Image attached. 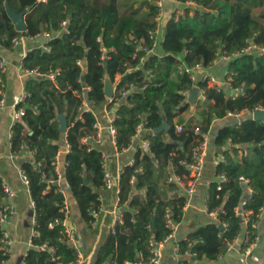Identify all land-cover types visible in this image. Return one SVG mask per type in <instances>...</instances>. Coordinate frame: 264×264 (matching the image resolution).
Masks as SVG:
<instances>
[{
    "label": "trees",
    "instance_id": "16d2710c",
    "mask_svg": "<svg viewBox=\"0 0 264 264\" xmlns=\"http://www.w3.org/2000/svg\"><path fill=\"white\" fill-rule=\"evenodd\" d=\"M152 1L155 3L149 12L139 18V11L125 0H0V47L12 49L16 36H52L39 41L23 60L24 69L32 73L26 80L30 96L17 107L24 108L26 113L14 125L11 141L14 153L22 152L24 144L36 152L22 161L35 204L37 233L26 264H72L79 258L66 235L65 194L58 191V186L48 184V178L55 176L54 159L66 140L71 151L66 155L64 178L81 216L92 225L96 216L91 211L100 209L97 190L105 188L102 154L93 144L83 141L94 135L97 115L90 110L79 111L85 98L94 106H107L108 110L117 105L114 126L119 153L133 144L137 127L144 121L142 135L149 143L148 148L137 145L133 164L127 165L121 174L119 205L124 208V221L116 225L115 233L111 230L97 263L148 262L150 241H161L172 233L165 224L166 212L170 211L177 223L183 217L186 200L169 195L177 185L169 183L168 178L172 174H188L181 162L189 160L191 148L202 135L193 133V125L183 133L176 130L175 119L190 109L186 93L194 88L190 76L180 74L178 67L202 64L209 68L219 56L241 52L251 41L264 47V12L254 13L264 7V0H178L185 7L182 13L173 12L164 23L162 54L149 56L139 70L126 73L125 64L136 67L139 63L133 58L136 46L127 42L129 38L144 39L151 49L154 47L148 33L158 29V0ZM190 3L195 7H189ZM7 5L17 13L27 11L26 32L16 30ZM63 22L67 25L63 26ZM103 53L108 54L106 62L101 60ZM79 60L85 65L80 66ZM229 72L232 85L246 89L245 95L236 100L227 99L225 89L208 87L204 82L197 84L205 90L206 97L201 102L202 122L197 126L208 133L216 120L223 121L213 140L222 156L216 175H224L228 181L213 183L208 197V210L217 211L219 223L199 228L178 244L181 254L190 252L197 259L209 261L225 254L228 243L242 232L243 221L235 210L244 199L243 208L249 213L247 245L256 239L255 224L264 208V120L245 117L239 124L227 118L228 113L264 108V54L236 57L229 63ZM106 73L113 82L118 74L126 73L121 86L133 82L145 89L130 94L119 104L109 102L104 92ZM63 114L68 122L66 134L61 133L58 120ZM164 120L170 130L155 135L154 130ZM241 177L250 181L252 194ZM164 180L165 185L161 186L160 181ZM2 197L0 179V210ZM44 245L45 250H40ZM9 257L10 254L4 256L0 251V264Z\"/></svg>",
    "mask_w": 264,
    "mask_h": 264
},
{
    "label": "crops",
    "instance_id": "0c3cea01",
    "mask_svg": "<svg viewBox=\"0 0 264 264\" xmlns=\"http://www.w3.org/2000/svg\"><path fill=\"white\" fill-rule=\"evenodd\" d=\"M168 14L158 27V36L152 55L162 54V41L165 35V21L170 15L178 9L185 6L178 0H166ZM195 7V6H194ZM43 39L26 38L17 48L5 49L0 47V55L5 56L8 60V69L5 75V92L6 106L0 107V179L3 184L9 185L15 191V196L1 200V207L10 205L15 214L11 217L7 224V230L11 237L10 257L5 264H25L28 252L34 248L32 244L33 237L37 236L35 230V207L31 198L30 189L23 182L21 168L22 161L29 157L28 153L20 152L19 159L11 160L10 154L11 144L8 139L11 127L13 126V111L17 109L21 103V99L26 92V80L30 75L26 74L22 69L23 60L35 47L38 42ZM227 64L218 61L213 66L206 69L207 74L215 77L217 80H223L226 74ZM119 80V79H117ZM116 80V81H117ZM116 81L114 85L116 86ZM199 103V102H198ZM198 105V104H197ZM91 108V107H90ZM97 115V124L102 130L103 142L101 145L93 144L102 156L107 157V168L113 178L112 189H99L101 211L97 215L95 222L88 225L81 216V212L76 208V200L74 199L71 189L67 181L63 177L60 185L61 190L66 197V220L64 224L67 229L75 231L76 245L79 248V264H98V257L102 247L105 245L112 227L118 217L120 211L124 208L119 205L120 177L123 169L127 165L134 162V154L137 145L145 144L143 135H138L133 140L130 149L118 152L116 142L113 140L108 131L110 112L106 106L103 115H100L95 109H92ZM180 119H185L184 126L196 125L191 122L193 114L183 113L175 119L178 125ZM222 120H216L211 127L212 140L208 148L206 157V168L204 171L202 183L196 193L188 196L183 188L175 187L169 195L174 197H183L186 200L183 208V217L180 222H175L174 239L162 249L161 264H264V211L258 217L255 224L256 239L252 244L247 245V226L248 223L243 222L242 232L239 234L237 241L231 249L218 257L215 261L206 259H197L191 253L181 254L176 248V244L189 239L190 235L201 227L208 224L219 223L218 213L209 212L208 197L209 190L213 183L219 181L216 175V167L221 160L219 149L214 144L215 131L222 125ZM32 134V133H30ZM105 142V143H104ZM92 144V143H90ZM102 146V149L98 147ZM65 145H63L60 154L59 169L65 172L66 166ZM125 156V158H122ZM164 181H160V185L164 186ZM71 203V204H70ZM74 207L73 211L71 207Z\"/></svg>",
    "mask_w": 264,
    "mask_h": 264
},
{
    "label": "built area",
    "instance_id": "2783aa9c",
    "mask_svg": "<svg viewBox=\"0 0 264 264\" xmlns=\"http://www.w3.org/2000/svg\"><path fill=\"white\" fill-rule=\"evenodd\" d=\"M165 4H166V0H158L156 2L157 14L155 17V21L157 23V27H159V25L161 24V22L163 21V19L165 17V13H166ZM194 6H195L194 3L189 4V7H194ZM62 25L66 26L67 23L63 22ZM157 36H158V29H157V31H150L148 33V39H149V41H151L153 43V46H154L153 49H151L148 46V44H146V41L144 39L137 40L135 38H129V40L127 42L135 44V46H136L133 58L135 60H138L139 63L136 67L132 66L128 63L125 64L126 73H132V72L139 70L140 67L143 66L144 63L147 61L148 57L152 56V52L155 48V44L157 41ZM44 38L52 39V36L50 34H45L44 37L37 35V36L33 37L32 39H36V40L43 39L44 40ZM25 39L26 38L24 36H16L15 38H13L12 39V48L13 49L17 48L19 45L22 44V42ZM112 50H114V49H112ZM247 53L264 54V47H258L253 41H251L249 43L248 47L246 49H244L243 51L236 52L232 55L219 56L216 59L214 64L217 63L219 60L222 62H225L227 64V70H226V74H225V77L223 80H217L215 77H211L209 74H207V72H206L207 68L204 67L202 64H197L195 66H188L186 64H181L178 67V72L180 74H183V75L186 74V75L190 76V78L194 84V87H198L197 84L199 82H204L208 85V87H215L218 90L225 89L227 91V99L229 98L232 100H236L237 98L245 95L246 89L244 86L235 87L232 85L231 74L229 72V63L232 60H234L236 57H239V56H241L243 54H247ZM141 54H143V55H141ZM107 59H108V54L103 53V55L101 56L102 62H106ZM8 63L9 62H8L7 58L5 56L0 55V107H2V108L6 106V92H5L4 76L6 75V72L8 69ZM78 64L80 66H84L85 62L79 60ZM22 69L27 75L32 74L31 72L24 69L23 64H22ZM126 73L125 74H118L116 76L115 81L117 79H119V80L116 81L115 95H114V98L112 100H109V102L116 101L117 104H119L120 102L125 100L130 94L137 92V91H143L145 89V86L142 88H139L137 86V84H135L133 82H127L123 86H121L120 83L124 79ZM87 90H89V88ZM200 90H201V95L199 97V101L201 100L203 102L206 100L205 90H202V89H200ZM188 93L189 92H187L186 95H188ZM29 96L30 95L28 93H25V95L21 99V103L24 102ZM90 105H91V103L85 98L84 102H83V107H81L79 109V111L81 113L84 111H87V110L92 111L90 108ZM116 106L117 105H115V107L112 110H109L110 118H109V124H108V131L110 132V134L113 137V140L115 142H116V134H117V130L114 126V122H115L116 117H117L115 114L117 111ZM257 111H264V108L258 107V108H255L254 110L244 109L243 111H241L239 113H228L227 118H232L240 124L245 117H251L253 119L254 114ZM25 113H26V111L24 108H17L13 111L12 116H13L14 124L11 127V131H10L9 136H8L10 144H11V141L13 138V133H14L13 127L16 124V122L20 121L25 116ZM145 123L146 122L144 121L137 127V134L135 137L143 134V132L145 131ZM193 126L194 127L191 129L193 131V133L196 135H202V138L199 141V143H197L196 145H194L191 148L189 160L181 162V164H183L186 167L188 174L182 175V176L172 174L168 178L169 183L176 184L177 187L183 188L185 193L188 196H192L193 194H195L197 189L199 188V186L202 183L204 171L206 168V157H207V153H208V148L210 146V143H211V140L213 137L211 135V130L208 133H203L200 126H197V125H193ZM94 130H95L94 135L84 139L83 141L88 142V143L91 142L92 144L101 145L103 142V135H102V130L99 128L97 123L94 124ZM176 130L178 133H183L187 130V128L184 125H177ZM135 137H133V140L135 139ZM130 147L127 148V150L130 149ZM144 147L148 148L149 143L145 142ZM21 151L28 153L29 157H33L36 154L35 151L31 150L30 147L28 145H25V144L21 146ZM70 151H71V145L66 140L65 141V152L68 154ZM60 154H61V151L54 159V164L56 166L55 176L48 178V184H49V186H58V191L63 193V190H61L60 183L64 177V173L61 172V170L59 169ZM9 157L11 160H17V159H19V153L12 152ZM107 162H108L107 157L102 156V166H103V171H104L105 188L106 189H112L114 183H113L112 175L107 168ZM39 166H42V164L39 163ZM65 166H67L66 162H65ZM123 172H124V169H123L122 173ZM21 174H22L24 184L29 187V184H30L29 179H28L25 171L22 168H21ZM132 180H134V178ZM240 180L246 185L248 193L252 194L253 189L251 187H249L250 181L248 179H245L244 177H241ZM227 181H228V179L224 175L219 177V182L224 183ZM219 189H220V187H219ZM14 196H15V191L13 190V188L9 185L3 184L2 200L6 201L7 199L12 198ZM245 204H246V202H243L242 206L238 207L235 210V213L237 216H239L242 219L243 222L248 223L249 222V213L246 212L243 208V206ZM33 205L35 207L34 203H33ZM101 208H102V205L100 206L99 211L92 210L91 212L93 213L94 216L97 217V215L101 211ZM262 211H264V208L262 209ZM123 212L124 211H120L118 213V217H117V219H116V221L112 227V231L114 233H115L116 225L118 223L122 224L124 221ZM14 214H15V212H14L13 208L7 204L4 205L0 210V226L2 228V233L0 235V251H2L4 256L9 255L10 251H11V243L12 242H11L10 234L6 228V224L9 223L11 217ZM165 224H166V227L172 231V233L169 234L168 236H166L161 241L151 240L150 241V259L148 260V262L141 261L138 264H161L162 249L165 246H167L175 238L174 237L175 223H174V220L172 218L170 211L166 212ZM223 227L225 228V225ZM66 235H67L68 242L71 244V246H73L77 250L78 255L80 256L79 248L76 245L75 231L72 229H67ZM238 237L235 238V240L232 243H228V249H231L233 244L237 241ZM45 248H46V245L41 247L40 250H45ZM176 248H177V250L180 249L178 244H176ZM5 263L6 262H4V261L2 262V264H5ZM72 264H79V258L77 259V261H75Z\"/></svg>",
    "mask_w": 264,
    "mask_h": 264
},
{
    "label": "water",
    "instance_id": "95a60500",
    "mask_svg": "<svg viewBox=\"0 0 264 264\" xmlns=\"http://www.w3.org/2000/svg\"><path fill=\"white\" fill-rule=\"evenodd\" d=\"M7 13H8V16L10 17V19L12 20V22L14 23L16 30L18 32H26L27 31L28 28H27V24H26V20H25L27 11L17 13L9 5H7ZM41 41L43 42L44 40H41ZM39 78H42V76L40 75ZM46 78L51 79V77H46ZM104 92H105V97L108 100H112L114 98L115 85H114V82H113L109 73L105 74ZM200 95H201V90L199 87H194L192 89V91L188 93L187 103L190 104V107L194 108L197 105V102L199 100ZM58 120L61 124V126H60L61 133L66 134L67 130H68V122H67L66 114L59 115ZM253 120H256V121L264 120V111H257L254 114ZM169 130H170V126L168 125L167 121L164 120L163 124L154 130V134L158 135V134L163 133V132H168ZM245 201H246V199L243 200V202H245ZM6 227H7V224H6ZM220 228H221V230H223L224 227L220 226ZM152 231L153 232L155 231V218L153 219Z\"/></svg>",
    "mask_w": 264,
    "mask_h": 264
},
{
    "label": "rangeland",
    "instance_id": "374dc122",
    "mask_svg": "<svg viewBox=\"0 0 264 264\" xmlns=\"http://www.w3.org/2000/svg\"><path fill=\"white\" fill-rule=\"evenodd\" d=\"M125 1H126V3H128V5L132 4L134 6V8L139 11V14H138L139 18H143L149 12L150 6L155 3L152 0H125ZM120 3L125 5V2H120ZM165 9H166V13L165 14L167 15L168 14L167 4H165ZM183 10H184V8L182 7L181 9H178V12L182 13ZM261 12H264V7H261V8H258L256 10H254L255 14H258V13H261ZM198 102H197L198 105H196L194 108L190 107L189 111L186 112L187 114H189L190 111L192 112L193 119H191V122L193 124H196V125H200L201 124L202 119H201L200 114H201V112L204 109V106L201 104L202 101L198 100ZM90 107L92 109H95L100 115H103V113H104V111L106 109L105 105L94 106L93 104H91ZM185 121H186L185 119H180L177 123H178V125H184ZM98 148L102 149L103 147L99 146ZM122 158H125V156H123ZM238 159H240V156L238 157ZM76 204H77V202H76ZM70 207H71V205H70ZM76 208L79 209L78 205H76ZM76 208H75V206L71 207V210L73 211Z\"/></svg>",
    "mask_w": 264,
    "mask_h": 264
}]
</instances>
